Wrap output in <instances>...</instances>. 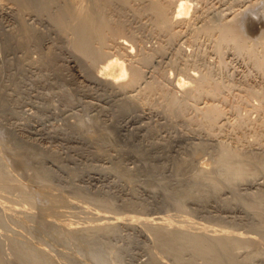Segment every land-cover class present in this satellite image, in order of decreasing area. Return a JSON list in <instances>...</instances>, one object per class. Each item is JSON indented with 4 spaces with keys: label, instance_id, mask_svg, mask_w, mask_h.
<instances>
[{
    "label": "rangeland",
    "instance_id": "1",
    "mask_svg": "<svg viewBox=\"0 0 264 264\" xmlns=\"http://www.w3.org/2000/svg\"><path fill=\"white\" fill-rule=\"evenodd\" d=\"M81 1L0 0V264H204L206 258L199 261L193 253L198 241L192 238L211 235L206 227L250 236L255 247L239 244L233 253L240 264H264V201L256 203V211L248 207L252 197L264 193V173L260 170L243 183L228 185L226 173L218 177L216 169L221 168L223 148L243 156L264 153V143L253 139L262 115L261 102L243 89L246 94L239 92L248 80L264 90V72L255 74L244 58L232 55L231 46L222 50L220 67L221 60L214 53L215 35L207 36L203 30L211 22L222 21L221 17L224 21L226 12L235 15V22L247 12L254 25H247L243 37L256 42L254 47L264 53V43L260 44L264 41V0H189L190 14L179 24L169 20L179 0H166L172 4L168 7L162 1L167 19L162 24L147 10L153 0H130L125 6L117 0L111 18L122 24L121 33L109 34L107 50H94L92 54L97 55L88 56L76 48L80 41H91L75 30L77 20L67 14L80 6L92 7L97 0ZM58 14H66L68 23L63 27H59ZM174 30L179 37L173 42L169 39L170 43ZM119 43L130 46L129 58L115 48ZM146 55L152 60L148 66ZM201 57L226 86L234 82L224 90L225 98L214 102L225 116L210 133L207 126H200L198 111L208 100H200L198 110L189 102L188 112L178 115L169 111L162 95L142 97L145 89H139L143 82L155 80L185 100L195 86L185 79L190 78L188 73L200 78L206 72L207 67L195 68ZM135 68L145 77L136 92L129 75L126 82L115 75L117 69L130 73ZM184 80L190 84L185 92L179 90ZM242 116L251 123L245 131L236 129ZM239 132L246 133L242 142ZM22 187L29 191L22 192ZM23 194L35 206L22 203ZM1 195L6 198L2 200ZM177 201L186 212L177 209ZM261 210L263 221L254 215ZM146 222L175 224L160 236L144 227ZM15 243L24 252L23 258L13 252Z\"/></svg>",
    "mask_w": 264,
    "mask_h": 264
},
{
    "label": "bare ground",
    "instance_id": "2",
    "mask_svg": "<svg viewBox=\"0 0 264 264\" xmlns=\"http://www.w3.org/2000/svg\"><path fill=\"white\" fill-rule=\"evenodd\" d=\"M81 1V0H80ZM117 0H97V1H95L96 3L94 4V5H92V7H88V8H83V7H81L80 5V7L78 8L77 7V5L75 4V6L78 8V10L77 9H75V7H74V9L75 10H73V8H72V10H73V12H71L70 11V8H69V11L71 12V13H66L67 15H68V17H70L71 15H72V17H74V18H76V20H77V24L75 25L76 26V28L75 27H73V28H75V30H77L78 32H79V34L81 35V36H87V37H89V39H88V41L90 40L91 42H87V40L86 41H83V42H81L80 41V46L78 47V48H76V49H79L77 52H79L80 51V53L81 54H84V55H87L88 56V54H92V51L93 52H95L94 50H96V51H103V50H105L107 47H108V35L109 34H111V33H113V34H120L121 33V31H122V27H121V25L122 24H118V23H116L114 20L112 21V18H111V15L113 14L112 12V6L115 4V2H116ZM118 1H120V3L122 4V5H127L128 3H129V1L130 0H118ZM162 1H164L166 4H167V7L168 6H172V4L170 3V1H167L166 2V0H153V2H151L150 3V6L147 8V10L152 14V16L154 17V18H157V19H160V20H158V22H161V24L162 23H166L167 22V19L165 18V16H164V12L166 13V11H165V9H166V7L164 8V6L162 5ZM244 1V0H243ZM250 1V0H249ZM79 1H77V3H78ZM82 2V1H81ZM217 2V1H216ZM253 2V1H252ZM83 3V2H82ZM82 3H80L81 5H82ZM230 3V2H229ZM246 3V2H245ZM254 3V2H253ZM255 3H256V1H255ZM222 4V3H221ZM73 5V4H72ZM72 5H71V7H72ZM84 5V4H83ZM225 5V4H224ZM240 5V4H239ZM253 6L252 7H254V4H252ZM251 6V5H250ZM227 7V6H226ZM232 7V6H231ZM248 6L246 5V8H247ZM251 7V8H252ZM245 8V9H246ZM249 8V7H248ZM145 9H146V7H145ZM189 0H179L177 3H176V5H175V13H174V16H172V17H170L169 18V20L170 19H172L173 20V22L172 23H174V24H179V23H183V21L187 18L186 16H188V14H190L189 13ZM230 9H228L227 11H229ZM237 10V9H236ZM241 10V9H240ZM240 10H239V13H240ZM64 12V11H63ZM146 12V11H145ZM223 12V11H222ZM149 13V14H150ZM206 13V12H205ZM230 13H231V11H230ZM230 13H225V18H224V21H223V19H222V17H221V20L222 21H218V20H216V21H218V22H211L212 23V25L210 26V24H209V26L210 27H208V26H206V30H205V28L203 29L204 30V32H205V34L207 35V36H210V37H214V35H215V48H214V53L215 54H218V59H220V56L222 55V53H223V49H226V47H228V46H231L232 48V50H233V56L235 57V54H237L239 57H242V58H244L247 62H248V65H250V66H252L251 67V69H253L252 71L255 73V74H257V75H259L261 72H264V53H261V52H259V51H257V49L254 47V44L256 43H253L252 41H250V40H247L248 38H246L245 39V37H243L244 35H243V31H245V29H246V27H247V25H254V23H253V21L250 19V18H248L247 17V12L246 13H244V14H242L241 15V18H239V20L237 21V22H235L234 21V17H235V15H233V14H230ZM242 13V12H241ZM61 14V13H60ZM66 14H64V15H62V16H60L59 14V16H60V18H59V23H60V26L59 27H63L64 25H65V22L66 23H68L67 21H66ZM69 14H71L70 16H69ZM151 14H150V16H151ZM222 14V13H221ZM204 15V14H203ZM238 15V14H237ZM64 16H65V18H64ZM199 16V15H198ZM57 17V16H56ZM67 17V18H68ZM71 17V18H72ZM197 17V16H196ZM202 17V18H201ZM238 17H240V16H238ZM198 18V17H197ZM200 18H201V20L203 19V16H200ZM264 18V17H263ZM57 19V18H56ZM199 19V18H198ZM209 19V18H208ZM197 20V19H196ZM57 21V20H56ZM208 21V20H207ZM212 21V20H211ZM70 22V21H69ZM74 22V21H73ZM71 23V22H70ZM193 23V22H192ZM207 24V23H206ZM68 25V24H67ZM74 25V24H73ZM112 25V26H111ZM205 27V26H204ZM208 27V28H207ZM71 28V27H70ZM69 28V29H70ZM62 29V28H61ZM202 29V28H201ZM70 30H72L73 32H74V29H70ZM160 30V33L161 34H163V32L161 31V29H159ZM181 30V29H180ZM202 30V31H203ZM62 31V30H61ZM157 31V30H156ZM182 31V30H181ZM184 31H185V29H184ZM201 31V32H202ZM177 32H179V31H177ZM176 32H175V30L173 31V32H171L170 33V37L168 38V40L170 39L171 40V42H173L175 39V37L178 35V34H175ZM185 33V32H184ZM193 34V33H192ZM184 36V35H183ZM204 36V35H203ZM262 36H264V33L262 34ZM177 37H179V36H177ZM190 37H192V36H190ZM206 37V36H205ZM185 38V37H184ZM260 38V37H259ZM174 39V40H173ZM177 39V38H176ZM187 39H189V38H187ZM195 39V38H194ZM82 40V39H81ZM170 40L168 41V42H170ZM186 40V39H185ZM261 40V39H260ZM263 40V39H262ZM195 41H197V40H195ZM170 42V43H171ZM193 42V41H192ZM261 42L262 43H264V41H260V44H261ZM189 43V42H188ZM195 44H196V42H195ZM95 45H98L97 46V48H95ZM128 44L126 43H119L115 48H117L118 47V50H120L121 49V51H123V54H124V56H128V58H129V56H131L130 54V51H129V47L127 46ZM112 47V46H111ZM120 48V49H119ZM142 49V48H141ZM164 48H162L161 49V52H162V50H163ZM183 49V48H182ZM192 49V48H191ZM194 49V48H193ZM107 50V49H106ZM135 50V49H134ZM178 51V50H177ZM158 52V51H157ZM118 53L120 54V52L118 51ZM213 53V54H214ZM104 54H106V53H104ZM122 54V53H121ZM122 54V55H123ZM148 54V53H147ZM184 53H182V55H183ZM190 54V53H189ZM215 54H214V56H215ZM92 55H97V54H92ZM103 54H100L99 53V56L101 57ZM150 55V54H149ZM179 55H180V53H179ZM119 56H121V55H119ZM201 56H203V55H201ZM105 57H106V55H105ZM194 57V56H193ZM108 58V57H107ZM106 58V59H107ZM111 58V57H110ZM144 58H145V56H144ZM150 58V59H149ZM180 58H181V56H180ZM187 58V57H186ZM203 57H201V58H198V59H196L197 61L195 62V65H196V67L195 68H199L200 66L201 67H203L204 69L207 67V69L205 70L206 72L205 73H203V76L202 77H198L196 74H189L188 73V75H189V77L190 78H187V76H186V78L185 79H187V80H189L190 82L192 81V82H194L195 83V86H194V89L192 90V91H189L187 94H186V98H185V100H180V99H178L177 97H175V95H173V93L171 92V93H169L168 92V90H165V87L164 86H162V84H160L161 82H154V81H152V83L150 84L149 82H146V83H149V85H147L146 83H144L143 81H145V80H143L145 77H144V75H143V73L139 70V69H137V68H135V69H131L132 71L129 73L128 71H123V70H118L117 69V72H116V76H117V78L118 79H120V80H122V81H124V82H126V78H127V76L129 75L130 76V78H128L129 79V81H130V79H131V81L129 82L130 84H131V88L132 89H134L133 91H137V89L136 88H138L137 86L139 85V84H141L142 82V84H144V85H142V87H139V89L140 88H142L140 91H142L143 90V88L145 89V90H143L144 91V94H143V91H142V95L140 94V91H139V89H138V92H139V95L138 96H148V98L150 97V96H152L153 94L155 95L156 93L158 94H160L159 96H161V97H164V101L166 100L167 101V105H168V109H169V111H178V115H179V112H181V114H185V113H187L186 112V110H187V108L189 107V106H191L190 104H189V102H191V104L193 103V105H195L194 107L196 108V105L199 103V102H201L200 100H203V99H205V100H208V102L207 103H205L204 102V104H207L204 108H202L203 107V105L200 107L201 109L200 110H198L197 108V110L199 111V113L201 114V119L199 120V122H200V126L201 125H205V126H207L206 128H208V131H209V129H210V131H213L214 132V130H215V128L217 127V126H219V119L223 116L222 114H224V116H225V112L223 113L221 110H219L218 108H219V106L217 107L215 104H214V102H216V100L219 102V99L222 97H224V96H226L225 95V91H226V88H229V86L232 88L233 86V84H234V82H232L233 84L231 85L230 83H229V86H228V84H227V86L225 85V82L224 81H220L217 77V75L219 74H216V71L214 70V68L213 67H209V66H205V62H206V60L204 61V59H202ZM236 58V57H235ZM143 59V58H142ZM105 60V59H104ZM111 60V59H110ZM109 59L107 60V61H110ZM145 60V63L143 62V60H142V62H143V65L145 64V66L148 64H150L151 63V57H148L147 58V55H146V58L144 59ZM150 60V62L148 63V61ZM183 60V59H182ZM221 60V59H220ZM219 60V61H220ZM178 61V60H177ZM230 61V60H229ZM106 62V61H105ZM194 63V62H193ZM224 63V62H223ZM140 64V63H139ZM218 64H220V67L222 66V60H221V63H218ZM141 65V64H140ZM147 65V66H148ZM183 65V64H182ZM188 65V64H187ZM194 65V64H193ZM199 65V66H198ZM205 66V67H204ZM212 66V65H211ZM217 66V65H216ZM183 68L185 67V66H182ZM219 67V69L221 70V68ZM202 68V69H203ZM217 68V67H216ZM186 69H188V68H186ZM201 69V68H200ZM218 68H217V70H219ZM185 70V69H184ZM196 70V69H195ZM196 71H199L198 69L196 70ZM240 71V70H239ZM184 72V71H183ZM186 72V71H185ZM188 72V71H187ZM203 72H204V70H203ZM220 72V71H219ZM193 73V72H192ZM196 73V72H195ZM200 73V72H199ZM247 73V72H246ZM187 74V73H186ZM251 73H249V75H250ZM263 73H261L259 76H261ZM156 76V75H155ZM217 76V77H216ZM144 77V78H143ZM199 78V80H198V78ZM234 77V76H233ZM243 77V76H242ZM248 77V76H247ZM246 77V78H247ZM258 77V76H257ZM259 78V77H258ZM226 79V78H225ZM244 80H245V78H243ZM247 79H249V78H247ZM143 80V81H142ZM223 80V79H222ZM244 80H242V81H244ZM251 81V80H250ZM257 81V80H256ZM141 82V83H140ZM230 82H231V80H230ZM239 82V81H238ZM252 82V81H251ZM241 83V82H240ZM264 83V82H263ZM242 84V83H241ZM241 84H239V85H241ZM147 86L146 88L144 87V86ZM238 85V84H237ZM141 86V85H140ZM190 86V84H189V82H187V81H183V84H181L180 85V88H179V90L180 91H183V92H185L184 90H185V88L186 87H188V88H190L189 87ZM235 86L236 85H234V88H235ZM242 86V85H241ZM264 86V85H263ZM237 87V86H236ZM187 88V89H188ZM240 88V87H239ZM239 88H237V89H239ZM167 89V88H166ZM241 89V90H240ZM239 89V92H241V94H242V92L244 91V92H246L247 93V95L249 96V97H251V99H253L254 98V100L256 101V99L258 98L259 100H258V102L260 101L261 103V105L259 104V106L258 107H260L261 108V113H262V115L261 114H259V115H261V117H260V120H259V117H258V123L256 124L255 123V121H257V120H255V121H253L255 124H256V128H255V137H257L256 139L255 138H253L254 140H256V142L257 141H259V143L261 144L262 142L264 143V90H263V87L262 86H260V84L258 85V83H257V85L256 86H254V84H250V82H249V80H248V82L246 81L245 83L243 82V86L241 87ZM242 89H243V91H242ZM225 90V91H224ZM229 89H227V91H228ZM238 91V90H237ZM238 92V93H239ZM243 92V93H244ZM223 93H224V95H223ZM246 93H244V94H246ZM240 94V95H241ZM153 95V96H154ZM236 95V94H235ZM239 96V95H238ZM141 97V98H142ZM228 97V96H227ZM237 97V96H236ZM240 97V96H239ZM239 97L238 98H236V99H239ZM249 97L248 98H245V100L246 99H249ZM148 98H147V100H148ZM150 98H152V97H150ZM222 98H221V100H222ZM225 98V97H224ZM243 98V97H242ZM256 98V99H255ZM145 99V98H144ZM241 99V98H240ZM140 100V99H139ZM150 100V99H149ZM143 101V100H142ZM224 101V100H223ZM226 101H228V100H226L225 99V102ZM239 101H242V100H239ZM239 101H237V102H239ZM144 102H145V100H144ZM222 102V101H221ZM225 102H223L224 104H225ZM236 102V101H235ZM248 102V101H247ZM250 102H252V101H249V103ZM246 103V102H245ZM216 104H217V102H216ZM248 104V103H247ZM166 105V106H167ZM219 105H220V103H219ZM233 105V104H232ZM231 105V106H232ZM237 105H238V103H237ZM237 105H236V107H237ZM241 105H243V107H246V106H244V104L243 103H241ZM249 105V104H248ZM249 106H251V104L249 105ZM193 107V106H192ZM238 107H240V104H239V106ZM166 108V107H165ZM190 108V107H189ZM194 108V109H195ZM233 108V107H232ZM250 108V107H249ZM248 108V109H249ZM236 109V108H235ZM242 109H244V108H242ZM255 109V108H254ZM165 110V109H164ZM189 110V109H188ZM232 110V109H231ZM240 110V109H239ZM253 110V109H252ZM258 110V109H257ZM257 110H253V111H257ZM168 111V110H167ZM196 111V110H195ZM197 111V112H198ZM234 111H236V110H234ZM234 111H232V112H234ZM238 111V110H237ZM248 111V110H247ZM250 111H251V109H250ZM183 112V113H182ZM185 112V113H184ZM196 112V113H197ZM240 112V111H239ZM230 113V112H229ZM236 113V112H235ZM234 113V114H235ZM258 113V112H257ZM173 114H174V112H173ZM228 115V114H227ZM230 115V114H229ZM239 115V114H238ZM248 115V114H247ZM170 116V115H169ZM243 117V121H241V120H238V122H236L237 123V125H236V129H239V131H245V130H243V128H247V126H248V124L250 125L251 123H248L247 124V121H245L244 120V116H242ZM250 117V116H249ZM238 118H240L239 116H238ZM247 118V117H246ZM228 119V118H227ZM234 119V118H233ZM194 121V120H193ZM197 121V120H196ZM220 121H221V119H220ZM235 121V120H234ZM237 121V120H236ZM249 121H251L252 122V119H250ZM199 122H198V124H199ZM202 123V124H201ZM233 123H235V122H233ZM232 123V124H233ZM230 124V123H229ZM228 124V125H229ZM197 125V124H196ZM225 125L227 126V124L225 123ZM220 126H223V125H220ZM230 126V125H229ZM251 127V126H250ZM249 127V128H250ZM218 128V127H217ZM235 129V128H234ZM251 129V128H250ZM210 131H209V133H210ZM253 131V130H252ZM236 132V131H235ZM237 132H238V130H237ZM1 133V132H0ZM239 134H240V142H242V141H244L245 139H246V137H245V135L244 134H246L245 132L243 133V132H239ZM210 135H212V133L210 134ZM238 135V134H237ZM213 136V135H212ZM239 136H237V138H238ZM235 138H236V136H235ZM250 138V137H249ZM239 139V138H238ZM258 139V140H257ZM0 140H1V135H0ZM247 142V141H246ZM254 143V142H253ZM258 143V142H257ZM256 143V144H257ZM255 144V143H254ZM260 146V145H259ZM225 147V146H224ZM221 148V147H220ZM263 148H264V146H263ZM12 150V149H11ZM219 150H221V149H219ZM264 150V149H263ZM222 160H221V162H220V164H221V168H216V169H218V170H221L220 171V174H219V171L217 170V173H218V177H224V172L226 173V179H227V181H223L222 179V183L224 182V183H226V182H228V185H229V183L231 184V183H233V184H235V183H238L239 182V184H240V182L241 183H243L242 182V180H244V179H249L250 178V176H254V175H257V173L258 172H260V170H262L261 172H263L264 173V170L262 169V168H264V153H260L259 155H255V154H245L244 156L243 155H241L239 152H237V151H232V150H228V148H223L222 149ZM245 153H246V151H245ZM11 162V161H10ZM13 163V162H12ZM28 163V162H27ZM23 164V163H22ZM22 164L19 166V165H17V166H19V167H21L22 166ZM6 165V164H5ZM217 165H218V163H217ZM11 166V165H10ZM9 166V167H10ZM219 166V165H218ZM217 166V167H218ZM260 167H262V168H260ZM28 168V167H27ZM22 170H27L26 168H22ZM203 172V174H204V172H206L205 170H203L202 171ZM223 174H222V173ZM260 172V173H261ZM37 173V172H36ZM42 173V172H41ZM213 173V172H212ZM39 174V173H38ZM222 174V176H220ZM259 174V173H258ZM37 175V174H36ZM46 175V174H45ZM205 175H206V173H205ZM261 175V174H260ZM197 176H199L200 177V175H197ZM207 176V175H206ZM20 177V176H19ZM30 177V176H29ZM47 177V176H46ZM213 177V176H212ZM212 177H209L208 179L209 180H213L214 178H212ZM215 177H217V176H215ZM247 177H249V178H247ZM257 177V176H256ZM264 177V176H263ZM196 178H198V177H196ZM255 178V177H254ZM199 179L200 178H198L197 180L199 181ZM207 179V180H208ZM218 178H216V180L215 181H218L217 180ZM225 179V178H224ZM200 181H203V180H201L200 179ZM205 182H206V180H204ZM250 181V180H249ZM5 183H7V181H4ZM244 182H245V180H244ZM253 182H254V180H253ZM212 183V182H211ZM219 183V182H218ZM1 184H2V182H1ZM195 184V183H194ZM206 183H204V185H205ZM214 184V183H213ZM227 184V183H226ZM225 184V185H226ZM207 185V184H206ZM216 185V184H215ZM222 185V184H221ZM228 185H226V186H228ZM2 186V185H1ZM7 186V185H6ZM22 186V185H21ZM41 186V185H40ZM209 186H211V185H209ZM217 186V185H216ZM219 186H220V183H219ZM19 187H20V185H19ZM5 188H7V187H5ZM9 188V190H10V187H8ZM27 189V188H26ZM24 187H22V192H25L26 193V190ZM41 189V188H40ZM201 189V188H200ZM205 189V188H204ZM13 190V189H12ZM16 190H17V188H16ZM18 190H20L19 188H18ZM21 190L19 191V192H21ZM2 190L0 189V192H1ZM7 191H8V189H7ZM14 192H15V189L13 190ZM29 191V190H28ZM27 191V192H28ZM34 191V190H33ZM199 191V190H198ZM3 192H5L4 190H3ZM11 192V191H10ZM67 192V191H66ZM204 192V191H203ZM13 193V192H12ZM16 193V192H15ZM41 193V192H40ZM201 193V192H200ZM7 194V195H6ZM19 194H21V193H19ZM28 194V193H27ZM76 194V193H75ZM203 194V193H202ZM263 195H261L260 194V197H258V196H256L257 198H255V196L254 197H252V199H253V203L251 204L250 202V204L251 205H248L249 203H247L246 205H248V207L252 210H257V204L256 203H258V202H262V201H264V193H262ZM3 195V194H2ZM2 195H1V198H2ZM4 195L7 197L8 196V193H4ZM38 195V194H37ZM25 195L23 194L22 195V197H20L21 198V202L23 203H25V204H27V205H29V207L30 206H32L33 204H34V200H33V202H32V200H29V198L27 199L26 198V196L24 197ZM30 196V195H29ZM41 196V195H40ZM6 197H4V198H2V200L3 199H5ZM47 197V196H46ZM18 198V197H17ZM31 198V197H30ZM32 198H35V196L34 197H32ZM70 198V197H69ZM238 198V197H237ZM255 198V199H254ZM252 199H251V201H252ZM16 200V199H15ZM36 200V199H35ZM184 200H186V199H184ZM236 200V199H235ZM1 201V200H0ZM6 201V200H5ZM10 201H11V199H10ZM20 201H18V203L20 202ZM82 201V200H81ZM181 201H182V199H181ZM180 201V202H181ZM176 202V201H175ZM174 202V203H175ZM180 202H179V207H178V201H177V205H176V203H175V205L177 206V209H181V207H180ZM8 203V202H7ZM6 203V204H7ZM69 203V202H68ZM83 203V202H82ZM16 204V203H15ZM244 204V203H243ZM16 205H18V204H16ZM21 205V204H20ZM24 205V204H23ZM26 205V206H27ZM56 205V204H55ZM59 205V204H58ZM57 205V206H58ZM255 205H256V207H255ZM34 206H35V204H34ZM56 206V207H57ZM182 206H183V204H182ZM60 207V206H59ZM66 207V206H65ZM68 207V206H67ZM109 207V206H108ZM183 208H186L185 206H183ZM183 208L181 209L182 211H185V209L183 210ZM57 209V208H56ZM34 210V209H33ZM59 210V209H58ZM64 210V209H63ZM259 210V209H258ZM62 211V210H61ZM255 211H253V212H255ZM186 212V211H185ZM183 214H185L184 212H183ZM59 215V214H58ZM120 215V214H119ZM254 215H258L257 217L259 218V219H261V215H262V210L259 212L258 211V213L257 214H254ZM108 216V215H107ZM116 216V215H115ZM191 216V215H190ZM120 217V216H119ZM263 217V216H262ZM257 218V219H258ZM99 219V222L100 221H103V218H101V217H99L98 218ZM97 219V220H98ZM101 219V220H100ZM129 219V218H128ZM185 219V218H184ZM130 220H131V218H130ZM133 220V219H132ZM183 220V219H182ZM90 221V220H89ZM257 221V220H256ZM260 221H263V219H261ZM98 222V223H99ZM187 221H185V223H186ZM75 223V222H74ZM182 223H183V221H182ZM182 223H181V226H183L182 225ZM264 223V222H263ZM72 224V223H71ZM159 224V223H158ZM175 224V223H174ZM173 224V222L171 223H166V224H161V225H157L156 223L154 224V223H148V222H146V224H144V227H146V225H147V227L149 226V229L148 230H154L155 231V233H156V235L157 234H159L160 236L162 235H165V233H166V231L169 229V227H171L172 225H174ZM180 225V224H179ZM187 225V224H186ZM251 225V224H250ZM261 226H262V223H261ZM151 228H153V229H151ZM185 228V227H184ZM251 228V227H250ZM259 228V227H258ZM258 228H256L255 226L253 227V229H258ZM200 229V228H199ZM206 229V232H207V234L208 233H211V235H204V236H193L194 238H192L193 240H196V241H198V245L194 248V254L196 255L195 257L197 258L198 257V259L199 258H201L202 259V262L204 261V258H206V261H204V264H240L237 260V258H236V253H233V249L234 248H236L239 244H243V245H241V246H248L249 245V247H255V243L253 242L254 240L253 239H248L250 236H247L248 238H245V236H241V235H239V234H237L236 232H229L228 230L227 231H225V230H218V232L217 231H214L213 229H210V228H208V227H206L205 228ZM261 229V228H260ZM263 229H264V226H263ZM263 229H261L260 231L263 233L262 235L264 236V230ZM255 230V231H256ZM150 233H152L153 234V232L151 231ZM212 234H216V236L215 235H213L212 236ZM248 234V233H247ZM254 234V233H253ZM261 234V233H260ZM154 235V234H153ZM156 235H154V236H156ZM158 235V236H159ZM261 235V237L262 238H264L263 236ZM158 236H156V237H158ZM159 236V237H160ZM212 236V237H211ZM158 237V238H159ZM259 237V236H258ZM73 239V238H72ZM255 239V238H254ZM253 240V241H252ZM12 241H13V239H12ZM15 241V240H14ZM14 241H13V243H14ZM70 241V240H69ZM8 242V241H7ZM251 244L253 245L254 244V246H251ZM256 245H257V241H256ZM8 246V245H7ZM13 246V252H15V254L16 255H19V256H21L22 258H23V255H24V252H22L21 251V249H20V245H18V243L16 244H13L12 245ZM241 246H239V249H241L242 247ZM247 246L245 247L246 249H247ZM241 247V248H240ZM255 250H257V249H255ZM256 252V251H255ZM224 253H230V255H228V256H226ZM257 253V252H256ZM193 254V255H194ZM223 254L225 255V257L223 256ZM254 255H255V253H254ZM251 256V255H250ZM257 256H258V254H257ZM251 257H253V256H251ZM254 259V258H253ZM25 260H26V262H29V260H28V257H27V255L25 256ZM61 260V259H60ZM195 260V259H194ZM247 260H248V258H247ZM193 261V260H192ZM191 261V262H192ZM196 261V260H195ZM198 261V260H197ZM199 261H200V259H199ZM194 262V261H193ZM245 262H247V261H245ZM247 263H249V262H247Z\"/></svg>",
    "mask_w": 264,
    "mask_h": 264
}]
</instances>
